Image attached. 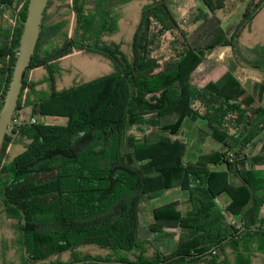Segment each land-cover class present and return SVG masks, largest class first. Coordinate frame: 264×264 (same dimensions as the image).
Returning a JSON list of instances; mask_svg holds the SVG:
<instances>
[{
    "label": "trees",
    "instance_id": "obj_1",
    "mask_svg": "<svg viewBox=\"0 0 264 264\" xmlns=\"http://www.w3.org/2000/svg\"><path fill=\"white\" fill-rule=\"evenodd\" d=\"M29 1L0 0V108ZM131 1L71 0L72 36L62 23L49 20L55 0L49 1L24 75L16 122L0 155V209L12 220L14 236L11 243L2 240V255L15 250L20 264L264 260V79L243 85L233 61L217 79L192 80L218 46L242 58V68L264 72V44L239 45L264 0H250L227 30L217 12L225 10L228 0H202L206 10L196 13L193 22L201 24L191 36L181 31L168 0H152L142 8L127 55L104 36L118 31L116 11ZM168 33H181V47L160 63L153 52ZM58 38L61 43L55 45ZM201 38L209 43L199 45ZM73 52L101 56L114 70L56 89L58 62ZM37 68L46 70L45 79L29 82V71ZM45 83L50 90L37 91ZM24 108L29 109L27 119L20 114ZM30 117H37V123H28ZM186 124L195 128V148L208 141L218 147L185 162L188 144L181 137ZM18 139L27 141L24 150L4 163L7 143ZM176 187L187 193L191 214L183 215L172 202L156 208L145 225L140 199H157ZM251 190L253 202L244 214ZM222 194L229 197L225 206L217 202ZM86 247L106 253L94 256L81 250ZM64 254L69 260L54 259Z\"/></svg>",
    "mask_w": 264,
    "mask_h": 264
},
{
    "label": "rangeland",
    "instance_id": "obj_2",
    "mask_svg": "<svg viewBox=\"0 0 264 264\" xmlns=\"http://www.w3.org/2000/svg\"><path fill=\"white\" fill-rule=\"evenodd\" d=\"M250 0H228L226 8L223 11L217 12L218 18L222 21L221 27L227 30L229 27H233L242 17V14ZM152 2V0H133L118 8V31L114 34H108L104 36V40L113 42L121 46L122 51L129 55L130 44L132 42L134 33L141 19L142 8ZM71 0H55L54 5L49 9L48 15L51 22L62 23L64 32H67L69 36H72L75 27V17L71 13L68 5ZM168 7L177 20L181 31L187 36H191L200 26L201 22L194 23L193 19L198 13V10L205 11L206 7L202 0H168ZM1 23V20H0ZM181 33H177L176 37L171 34H166L161 40L160 45L154 49L153 56L157 58L160 63L168 59L175 53V50L181 46ZM61 43V39L55 40V45ZM209 43L206 39L201 38L199 45H206ZM264 44V7L254 19L250 28L246 29L239 38V45L242 48H253L256 45ZM180 46V47H179ZM237 61V70L235 76L241 81L243 85L252 84L253 82H259L264 79V72L256 70L254 68H242V58H236L232 54L229 47L218 46L216 49L209 51L207 58L202 61L200 66L192 75V80L195 83H205L209 80L217 79L233 62ZM60 68V74L56 80V89L69 88L75 84L89 82L101 76L110 74L114 68L112 63L96 55H87L81 52H73L60 59L58 62ZM245 67V65H244ZM47 72L43 68L32 69L29 71L27 80L29 82L39 83L45 79ZM37 91L50 90L49 83L39 85ZM27 95V91L25 92ZM28 108L22 109L23 119L28 118ZM51 120V119H47ZM53 122L60 123V120H53ZM186 134L181 138L188 144V152L184 156L185 162L195 161L199 155L206 154L218 147V144L214 141H208L206 144L199 148L193 146V142L196 139L195 128L185 125ZM27 144L26 140H16L7 143L5 153L3 156V162L9 163L15 156L24 150V146ZM177 202L179 209L183 215L191 214L190 202L187 193L180 188L167 189L165 195L153 200H147L141 198L138 208L140 210L142 220L145 225H148L153 220V211L156 208L164 206L166 204ZM217 202L225 206L229 203V197L226 194H222L217 198ZM12 220L6 219L0 209V246L2 240L6 239L11 243L13 236ZM169 231V230H168ZM175 231V230H170ZM189 234L187 231H185ZM84 252L90 253L94 256L105 255V251L95 248L86 247L81 249ZM63 261H67L70 258L69 254L56 257ZM6 263L20 264L19 254L15 250L10 249L6 255H2L0 251V264ZM255 264H264V260H257Z\"/></svg>",
    "mask_w": 264,
    "mask_h": 264
},
{
    "label": "water",
    "instance_id": "obj_3",
    "mask_svg": "<svg viewBox=\"0 0 264 264\" xmlns=\"http://www.w3.org/2000/svg\"><path fill=\"white\" fill-rule=\"evenodd\" d=\"M50 0H30L27 8L26 19L23 21V29L19 41L18 56L13 67V73L9 86L5 93L0 108V155L2 153L6 137L11 135L10 126L18 111V103L23 88L24 75L29 69L35 49L40 38L42 21L45 10ZM245 182V181H244ZM250 187V184L245 182ZM253 202V191L251 190V201L244 209V214ZM243 227L239 232L245 231ZM253 231L258 229L253 228ZM212 249L210 250V252ZM106 263L99 261H87V263ZM127 264V263H120Z\"/></svg>",
    "mask_w": 264,
    "mask_h": 264
},
{
    "label": "built area",
    "instance_id": "obj_4",
    "mask_svg": "<svg viewBox=\"0 0 264 264\" xmlns=\"http://www.w3.org/2000/svg\"><path fill=\"white\" fill-rule=\"evenodd\" d=\"M16 122V121H13V123ZM28 123H31V124H35L37 123V117H30L28 119Z\"/></svg>",
    "mask_w": 264,
    "mask_h": 264
}]
</instances>
